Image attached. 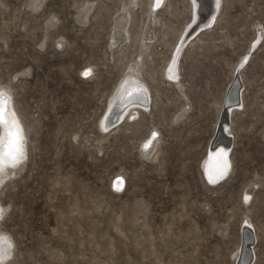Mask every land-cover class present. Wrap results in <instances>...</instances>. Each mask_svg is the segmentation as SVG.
Returning a JSON list of instances; mask_svg holds the SVG:
<instances>
[{"label": "rangeland", "instance_id": "374dc122", "mask_svg": "<svg viewBox=\"0 0 264 264\" xmlns=\"http://www.w3.org/2000/svg\"><path fill=\"white\" fill-rule=\"evenodd\" d=\"M128 1L94 0L83 24L85 0H45L39 10L31 9L38 0H0V83L13 85L29 124L24 168L12 176L0 170V203L8 207L0 227L14 245L8 260L237 264L247 214L246 264H264V0H222L212 27L192 32L183 47L177 85L164 69L193 20L188 0H168L149 31L155 36L140 76L147 108L102 131L105 102L139 60L148 20L149 0H138L126 30L114 28ZM205 11L198 25L209 5ZM236 79L240 104L226 117L230 171L210 183L204 163ZM154 128L160 152L142 157Z\"/></svg>", "mask_w": 264, "mask_h": 264}, {"label": "bare ground", "instance_id": "6f19581e", "mask_svg": "<svg viewBox=\"0 0 264 264\" xmlns=\"http://www.w3.org/2000/svg\"><path fill=\"white\" fill-rule=\"evenodd\" d=\"M31 7L32 10H39L43 7L45 0H38ZM207 0H205L206 3ZM141 2V1H140ZM190 4V10L192 11V24H187L182 31H180V35L178 37L179 44L173 48L175 51L173 58L168 61V66L164 69V74L168 78V80L174 82L177 85L178 79L177 76L179 75L178 71V61L181 51L183 50L184 46H187L186 43L193 41L194 38L190 39V35L199 31V33L207 31L208 27H212L213 23L217 20L218 13H220V6L222 0H211L209 1V10L210 13L205 19V21L199 23L198 19L206 12L205 9L208 6L204 3L203 0H188ZM131 3V6L127 7V4ZM96 4V3H95ZM94 0H85V5L82 11V16L79 20L85 24L86 20H90L92 15H94ZM138 4V0H129L128 2L123 3V10L119 17L120 19L116 20L114 23V28H120V32H124L126 30L127 24L130 19V7ZM171 3L168 0H149L146 3V7L144 9L145 17L148 18L146 25V29L142 30L141 32V47L138 54L139 60L136 62L134 67L130 68L127 71V74L124 79H122L118 86L113 90V92L109 95L108 99L105 102V115L99 119L98 124L99 128L102 131H107L112 125H116L120 120L121 122H125L129 120V118L133 115L134 119L135 116L140 112V108H147V96L144 94V88L140 87L143 84V80L140 77L142 68H144L145 64V56H148L150 53V42L154 36H149V31L153 27L154 23H160L162 21L160 17V13L162 9L169 6ZM28 5V4H26ZM29 6V5H28ZM171 13V11H170ZM173 13V11H172ZM149 19L152 22H149ZM202 19V17H201ZM49 19L46 21V24L49 23ZM197 23V29L193 27L194 24ZM55 23L52 22L48 26H54ZM129 25V24H128ZM149 27L147 28V26ZM209 25V26H208ZM196 26V25H195ZM195 30H192V29ZM152 30V29H151ZM154 31V30H153ZM152 32V31H151ZM150 32V34H151ZM191 32V33H190ZM193 32V33H192ZM123 34V33H122ZM125 37L126 38V34ZM153 35V33H152ZM44 40V39H43ZM42 40V41H43ZM41 41V42H42ZM56 43L63 44V40H57ZM45 42L43 41L40 45H44ZM186 48V47H185ZM149 49V50H148ZM23 71V73H26ZM92 67L86 66L83 69V73H87V77L92 75ZM237 72V71H236ZM17 73V71L15 72ZM17 74L16 76H18ZM22 75V74H21ZM92 77V76H91ZM237 78V77H236ZM13 80V79H12ZM180 81V80H179ZM239 81L236 79L234 89L228 94L229 88L226 90L225 100L221 105V112L219 116V122L217 124V132L215 134V138L212 140L208 156L205 159V165L203 168L204 174L208 181H216L218 178L225 176L229 173V138L227 135V123L226 117L227 114L231 113L235 108L234 105L236 103L239 105L238 102L241 96ZM232 85V84H231ZM144 86V85H143ZM180 86V83L178 85ZM13 85L9 83H0V99H2L5 104L2 108H0V170L6 169L7 176H12L13 174H17L18 172L22 171L25 166V159L27 157V147H28V125L27 121H25L22 113L20 112L16 105V101L14 99V90ZM180 90V89H179ZM182 90V89H181ZM144 93V94H143ZM185 94V93H184ZM118 106V107H117ZM189 107V106H188ZM188 107L184 105V110L181 112L182 115H185ZM230 109V110H229ZM24 114V113H23ZM181 115V118H182ZM177 117V115H176ZM178 117H180L178 115ZM116 118V119H115ZM180 118V119H181ZM115 119V120H114ZM177 118L176 120H178ZM106 122L109 124L106 125ZM152 134L147 137L144 143L141 146V154L142 157L146 158H156L158 153L160 152L159 148V140H160V132L157 128L152 129ZM155 134V135H154ZM229 134V133H228ZM229 141V142H228ZM27 163V162H26ZM231 163V162H230ZM202 169V168H201ZM123 180V179H122ZM115 181V180H114ZM121 182V181H120ZM114 186L116 190L121 189L122 184L119 183V180L114 182ZM244 201L248 202L250 199V193H244ZM8 210V207L2 203H0V220L4 217ZM251 221L249 220L247 214L244 217V222L242 225V232H241V244L238 251L235 253L237 258V264H246L249 260H251V252L249 251V243L253 237H251V233L247 232V226L251 227ZM7 241V251L3 255L0 253V264H11V260H8L14 252V245L12 242L11 235L9 232L3 230L0 227V243L2 241Z\"/></svg>", "mask_w": 264, "mask_h": 264}, {"label": "snow or ice", "instance_id": "6c2138e0", "mask_svg": "<svg viewBox=\"0 0 264 264\" xmlns=\"http://www.w3.org/2000/svg\"><path fill=\"white\" fill-rule=\"evenodd\" d=\"M85 75H87V73H85ZM4 104H5V102L2 99H0V108H2L4 106ZM212 182H215V181H212Z\"/></svg>", "mask_w": 264, "mask_h": 264}, {"label": "water", "instance_id": "95a60500", "mask_svg": "<svg viewBox=\"0 0 264 264\" xmlns=\"http://www.w3.org/2000/svg\"><path fill=\"white\" fill-rule=\"evenodd\" d=\"M203 1H204V3H205V0H203ZM209 1H210V0H207L206 3H205L207 6L209 5ZM234 87H235V85H234ZM234 87H233V89H234ZM238 88H239V86H238ZM233 89H232V90H233ZM232 90H231V91H232ZM228 138H229V137H228ZM228 142H229V141H228ZM216 182H218V181H216ZM216 182H210V183H216ZM247 232H248V231H247Z\"/></svg>", "mask_w": 264, "mask_h": 264}]
</instances>
